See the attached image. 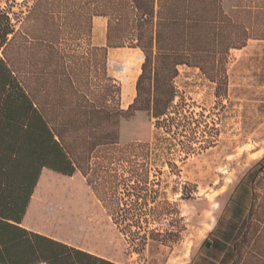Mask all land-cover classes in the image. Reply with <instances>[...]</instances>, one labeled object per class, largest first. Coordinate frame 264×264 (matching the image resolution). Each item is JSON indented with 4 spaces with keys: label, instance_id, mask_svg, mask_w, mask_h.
<instances>
[{
    "label": "trees",
    "instance_id": "trees-1",
    "mask_svg": "<svg viewBox=\"0 0 264 264\" xmlns=\"http://www.w3.org/2000/svg\"><path fill=\"white\" fill-rule=\"evenodd\" d=\"M14 4L0 7V264H115L22 226L28 219L34 227L30 213L45 170L66 177L80 172L139 246L165 242L175 233L150 229L161 222V204L147 170L141 172L135 160L148 143L152 120L159 124L169 116L179 67L199 68L217 85L216 96H226L230 52L247 45L248 30L223 11L222 0ZM98 17L108 20L106 46L92 42ZM126 47L144 54L137 99L127 111L108 64L110 49ZM263 171L264 158L244 176L225 209L232 217L223 218V238L228 222L238 240L230 249L224 242L207 248L230 253L232 264L240 261L255 179ZM215 261L216 255L202 260Z\"/></svg>",
    "mask_w": 264,
    "mask_h": 264
},
{
    "label": "rangeland",
    "instance_id": "rangeland-1",
    "mask_svg": "<svg viewBox=\"0 0 264 264\" xmlns=\"http://www.w3.org/2000/svg\"><path fill=\"white\" fill-rule=\"evenodd\" d=\"M15 2L24 0H0V7L8 10ZM222 8L251 37L230 52L226 96H216L217 85L199 68L179 67L169 116L159 124L152 120L148 143L135 160L141 172L147 170L161 204V222L150 229L175 234L139 246V239L135 243L116 225L80 172L66 177L49 170L30 213L34 227L26 219V228L115 264H200L210 255L217 256L215 264L233 263L230 253L205 244L222 242L223 218L230 214L225 209L244 176L264 158V0H222ZM107 25L104 17L94 19V46H106ZM143 63L140 49L109 50V73L122 86L123 110L137 99ZM255 180L252 219L237 264H264V171Z\"/></svg>",
    "mask_w": 264,
    "mask_h": 264
},
{
    "label": "crops",
    "instance_id": "crops-1",
    "mask_svg": "<svg viewBox=\"0 0 264 264\" xmlns=\"http://www.w3.org/2000/svg\"><path fill=\"white\" fill-rule=\"evenodd\" d=\"M235 8H237V6L235 7ZM231 217H232V214H229V218L228 219H231ZM25 219H24V222H23V224H22V226L23 227H25L24 226V223H25ZM26 228V227H25ZM26 229H28V228H26ZM29 231H32V230H30V229H28ZM223 231H224V238H223V240H222V242H224V244L225 245H230L231 244V241H234V238L233 237H235V234H236V232H233L232 231V228L230 227V224L228 223V222H226V224H225V226H224V229H223ZM32 232H34V233H36L35 231H32ZM38 233V232H37ZM41 234V233H40ZM43 235V234H42ZM44 236H46V235H44ZM47 237H49V236H47ZM49 238H51V237H49ZM51 239H55V238H51ZM57 240V239H56ZM59 241V240H58ZM221 241V240H220ZM62 242V241H61ZM64 243V242H63ZM66 244V243H65ZM68 245V244H67ZM70 246V245H69ZM72 246V245H71ZM206 248V247H205ZM208 248V247H207ZM82 251H84V252H90V251H86V250H82ZM90 253H92V254H94L93 252H90ZM114 263V262H113ZM200 264H203V262L201 261V263ZM205 264V263H204ZM207 264V263H206Z\"/></svg>",
    "mask_w": 264,
    "mask_h": 264
},
{
    "label": "water",
    "instance_id": "water-1",
    "mask_svg": "<svg viewBox=\"0 0 264 264\" xmlns=\"http://www.w3.org/2000/svg\"><path fill=\"white\" fill-rule=\"evenodd\" d=\"M211 243L210 242H206L205 247H210Z\"/></svg>",
    "mask_w": 264,
    "mask_h": 264
},
{
    "label": "bare ground",
    "instance_id": "bare-ground-1",
    "mask_svg": "<svg viewBox=\"0 0 264 264\" xmlns=\"http://www.w3.org/2000/svg\"><path fill=\"white\" fill-rule=\"evenodd\" d=\"M115 56V55H114Z\"/></svg>",
    "mask_w": 264,
    "mask_h": 264
}]
</instances>
